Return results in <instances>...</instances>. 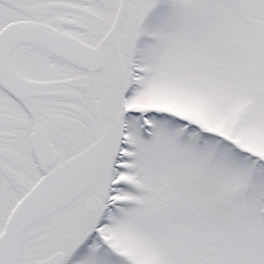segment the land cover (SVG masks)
Masks as SVG:
<instances>
[{"label": "snow or ice", "instance_id": "6c2138e0", "mask_svg": "<svg viewBox=\"0 0 264 264\" xmlns=\"http://www.w3.org/2000/svg\"><path fill=\"white\" fill-rule=\"evenodd\" d=\"M0 264H264V0H0Z\"/></svg>", "mask_w": 264, "mask_h": 264}]
</instances>
